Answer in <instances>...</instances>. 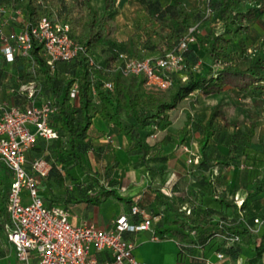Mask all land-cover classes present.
Segmentation results:
<instances>
[{"label":"trees","instance_id":"1","mask_svg":"<svg viewBox=\"0 0 264 264\" xmlns=\"http://www.w3.org/2000/svg\"><path fill=\"white\" fill-rule=\"evenodd\" d=\"M141 2L151 26L146 36L136 42L132 36L122 40L116 37L115 0H100L94 6L90 5L91 0H0V4L21 7L22 21L29 25H34L41 15L68 21L70 35L83 46L71 58L57 59L52 64L46 62L42 47L36 41L29 49L32 59L18 51L14 53L12 61L19 60L20 69L10 81L16 87L33 81L34 92L32 95L26 89L11 92L14 102L0 101V106L25 108L33 101H47L52 107L48 122L57 132L49 140L37 136L24 151L25 161L31 150L35 154L43 152L47 161L53 157L47 175L56 171L55 160L65 169V177L75 183L74 188L61 193L66 201L96 203L109 195L121 197L119 181L108 176L107 170L104 175L92 172L85 160L89 151L98 152L101 148L93 146L94 136L89 131L98 116L125 136V151L128 156H134V164L142 166L150 178H158L155 185L149 184L150 197L160 206L153 212L158 217L155 225L160 233L178 239L181 254H188L192 246H198L205 251L221 252L222 257L233 261L242 258L244 264H264V201L256 193L262 182L255 188L241 190L240 203L234 199L236 190L218 189L214 182L217 164L252 167L238 157L241 152L236 153L235 133L225 132L214 124L217 109L204 122L187 114L176 136L166 133L172 123V110L194 90L208 95L233 88L242 94L264 97V33L253 37L255 45L245 41L263 6L260 0H199L192 7L182 0H168L165 4L159 0ZM206 6L211 8L207 16L204 15ZM214 20L220 21L218 32L212 23ZM9 22L23 26L19 19ZM196 22H200V31L195 33L198 50L188 46L184 51L183 69L171 74L168 87L146 85L142 73L103 70L120 51L139 59L163 55L175 48L179 38ZM7 28L8 33L17 31V28ZM231 41L237 43L236 49L229 46ZM204 55L209 59L205 65L201 60ZM89 57L99 67L90 65ZM182 74L186 75L184 79ZM106 81H111V87L105 86ZM73 84L76 90L71 96ZM189 130L200 132V138L198 159L190 163L188 170L193 175V184L186 189L182 178L170 181L162 177L168 155L163 148H176ZM216 135L226 139V153L213 149L211 140ZM214 150L217 157L211 160ZM0 166L3 175L9 173L3 163ZM35 175L37 179L42 176ZM3 184L4 179L0 178V187ZM5 195L7 191L0 195V217L6 211ZM127 200L133 201L131 197ZM52 201L53 205L70 210L65 201L56 198ZM134 201L129 205L128 214L125 213L128 219L140 214L131 213V205L144 211L142 204L137 199ZM255 217L262 222L256 230H251L247 224L252 225ZM201 257L205 255L202 253Z\"/></svg>","mask_w":264,"mask_h":264},{"label":"built area","instance_id":"2","mask_svg":"<svg viewBox=\"0 0 264 264\" xmlns=\"http://www.w3.org/2000/svg\"><path fill=\"white\" fill-rule=\"evenodd\" d=\"M211 8L205 7L204 15L210 14ZM19 15L23 26L16 32H7L4 27L11 15ZM22 8L0 4V50L6 60H12L15 52L32 59L29 49L33 41L38 42L43 50L46 62L52 64L57 59H69L83 46L70 35V24L56 17L41 15L34 25L22 21ZM214 23L220 26L219 20ZM200 22L189 26L172 50L155 57L136 58L126 52L117 53L115 60L103 70L119 69L123 74L142 73L148 86L166 88L171 84V74L179 72L184 65V51L196 41L200 31ZM218 26V25H217ZM89 64L99 67L92 57ZM185 74L181 75L184 79ZM111 81L105 86L111 87ZM29 95L34 92L33 81L22 84ZM73 84L70 95L76 90ZM51 104L47 101H33L25 108L0 106V163L10 170L5 208L8 214L6 237L13 244L14 264H94L95 258L88 256L90 244L96 248L110 251L114 264H145L132 253L133 243L126 240L125 230L136 231L150 227L151 218L144 217L130 221L125 213H119L108 228L97 226L89 220L72 223L69 211L60 205H47L39 195L35 173L43 175L48 164L43 159H34L33 171L25 167V149L37 136L51 139L56 136V129L49 124L48 116ZM197 161L189 156L187 162ZM237 203L242 196L234 195ZM131 213H141L136 205L130 206ZM262 222L255 217L253 224L247 226L256 230ZM221 258V252H215Z\"/></svg>","mask_w":264,"mask_h":264},{"label":"crops","instance_id":"3","mask_svg":"<svg viewBox=\"0 0 264 264\" xmlns=\"http://www.w3.org/2000/svg\"><path fill=\"white\" fill-rule=\"evenodd\" d=\"M159 1L162 4H165L168 0ZM182 1L188 7H192L199 3V0ZM260 3L263 6V11L261 12V15L258 17L255 24L249 28L250 33H248V36L245 37V41L248 45H255L256 39H253V37L256 38L264 33V0H260ZM129 4L131 5L130 7ZM115 6L116 15L122 7H129V9L134 7V9H137L139 14L149 18L141 0H115ZM116 15L117 37L118 31H122L124 29L126 30V26L125 24L122 25L119 23ZM12 19L18 20L20 19V16L15 15L14 18L9 17L8 22L4 27L5 30H9L7 27L14 29L17 28V30L20 28L15 22H9ZM133 21L134 23H132V28H134L135 22L137 20ZM212 23L214 25V22ZM204 30L205 29L202 28L201 32ZM117 38L122 40L126 39L127 36L125 38ZM190 46L194 50H198V43L196 41L190 44ZM229 46L232 49H236L238 47L235 41H231ZM201 60L203 61L204 65L208 64L209 59L207 56L204 55ZM19 67V60H6L0 50V101L8 100L9 102H14L12 98H10V93L23 89L21 87L22 84L19 87H16L13 85L14 82H12L14 75H16L20 69ZM196 93H199L201 97L203 96L202 92L200 91H197ZM190 94H192V92ZM208 95L215 97V103H218V107L223 108L221 117L219 116L220 118H218L217 115L215 116L214 124L217 126L220 125L222 130L225 132L233 131V133H235L233 137L235 138L234 143L237 144L236 153L241 152L240 156L238 157L240 160H247L248 163L252 165V167L245 168H239L238 166L234 165H215V174L213 175H215L214 182L217 184L216 187L218 189L221 187H227V190L231 192L236 190L235 193L241 196V190L255 188L259 182H262V184H259L261 187L256 193L258 196H261V199L264 201V118H260L259 120L254 119V116L249 112L251 111V108H233V112H230V110L229 112L225 111L228 103H238V101L242 100L241 97L243 96H247L249 99L260 97H258L257 94L252 93L242 94L233 88H223L218 92H213ZM205 96L207 95L205 94ZM185 102L186 101L184 99L180 106ZM178 108L172 110V120L174 118L173 116H175L176 112H178ZM213 109V106L209 105L208 110L204 111L202 114L200 112H197L196 115L191 114V117L204 122ZM181 113H183L185 116L189 114L188 110H182ZM89 131L94 136L93 146L96 148H101L98 150V152L95 150L89 151L85 159L86 163L90 166L92 172H100L104 175V171L107 170L108 176L118 180L120 185L118 192L121 197L109 195L96 203L73 200L66 201L65 198L61 196V193L74 188L75 183L65 177V169L55 160L53 163L56 171H54V174L52 175H47L53 157H50V160L47 161L43 157V152L35 154L31 150L28 155V160L25 161V165L30 171H33L31 168V163L34 159H43L48 164L47 172L38 179L37 183L38 191L40 193L39 195H41L42 200H45L50 204H53L52 202L54 201H52V199L54 198L58 199L59 201H65L66 205L70 208L69 219L72 223H78L81 220H89L94 222L99 227L108 228L112 225L114 218L119 213L128 214L129 205L135 202L134 200L137 199L139 204H142L144 211L140 214H137V216L130 217L129 220L134 222L135 220L138 221L143 217L151 216L150 227L136 231L125 230L123 231L122 235L126 240H129L133 243V255L138 260L145 262V264H244L242 258H240L238 261H233V259L225 256L217 258L214 251H205L198 246H192L190 249L188 248V254H181L179 252L178 239L173 235L160 233L157 231L155 225V221L158 219V217L154 216L153 212L159 210L160 206H158L159 204L156 200L154 201L150 197L149 191L151 189L149 184L151 186L155 185L158 181V178H150L149 174H146V171L142 166H136L134 164V156H128L125 151L126 138L121 132L118 131L116 127L104 122L99 118L97 121H93V125ZM194 133H196L198 136V144L196 147L197 152L193 151V153L190 152V154H184L182 149L185 142L189 143L188 135ZM41 138L49 140L44 137ZM199 138L200 132L189 130L183 143L178 145L176 148L171 149L170 147L167 148L168 146L164 147L163 151H167L168 155L166 161L164 162L165 167L162 174L163 178L170 181L182 178V180L185 181L184 184L186 189L192 186L193 175L188 172L191 162L188 163L187 158L190 155L195 156L198 159ZM225 140L226 139H224V137L216 135V137L211 140L213 149L215 148L219 152L226 153L228 146ZM118 149L122 151L124 155V161H126L127 165L125 168L123 167V169L120 166L109 168V166L113 165L117 159H114V155H116V151ZM215 157H217V153L214 150L212 151L211 160H214ZM33 173L37 174L38 176L40 175L37 172ZM0 178L4 179V184L0 187L1 195L3 193L5 194L8 189L10 171L8 174L3 175L0 166ZM202 187V189H205L204 186ZM174 195L175 194H172V196ZM128 197H131L133 201H128ZM7 223L8 214L5 211L4 216L0 217V264L15 263V251L13 244L9 242L6 237ZM202 253L205 255V258L201 257ZM88 256L95 258L96 263L94 264H114L112 262L111 253L108 249H98L92 243L89 246Z\"/></svg>","mask_w":264,"mask_h":264},{"label":"rangeland","instance_id":"4","mask_svg":"<svg viewBox=\"0 0 264 264\" xmlns=\"http://www.w3.org/2000/svg\"><path fill=\"white\" fill-rule=\"evenodd\" d=\"M100 0H91L90 5L94 6L99 3ZM131 5L129 4V7ZM122 7L117 16V20L119 21L120 24H125L126 30L118 31L117 37L119 38H125L126 36H132L136 42H140L148 33L149 27L151 26L150 21L151 19L148 18L147 16H143L137 12V9L134 7H131V9ZM133 8V9H132ZM133 20H137L135 22L134 28H132V23H134ZM137 24V25H136ZM218 25V26H217ZM215 29L218 32L220 30L219 23L215 24ZM134 29V30H133ZM197 90L193 91L192 94H190L188 97L185 98V103H183L179 108L178 112H176L175 116H173L172 123L166 128V133L169 134V136L174 135L176 136L178 129H180L181 125L183 124L184 119L186 116L181 113L182 110H188L189 114L196 115L197 112H200L201 114L208 110V106L212 105L213 108L218 111L217 117L220 118L222 113H223V108L218 107V103H215V97L212 95H207L203 94L201 97L199 93H196ZM199 92V91H198ZM242 100L237 102H234V104L228 103V106L226 107L225 111L233 112V108H251L250 114L253 115L254 119H260L264 118V97L263 98H252L249 99V97H241ZM189 102V103H188ZM234 105V106H233ZM215 106V107H214ZM220 116V117H219ZM224 117V116H223ZM99 119L98 116L94 118L97 121ZM102 120V119H101ZM191 137V138H190ZM189 143L185 142L184 147L181 149L184 151V154L189 153L193 151L197 152V144H198V136L196 133L194 134H189ZM164 149V148H163ZM190 156V155H189ZM188 156V157H189ZM117 158V159H116ZM114 166H120L122 169L123 167H126V161H124V155L120 149L116 151V155H114ZM114 161V160H112ZM113 163V162H112ZM111 163V164H112Z\"/></svg>","mask_w":264,"mask_h":264}]
</instances>
